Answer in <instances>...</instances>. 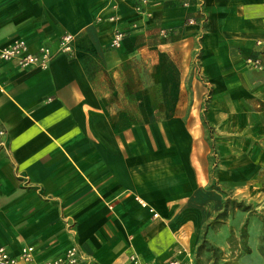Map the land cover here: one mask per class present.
Instances as JSON below:
<instances>
[{"label":"crops","instance_id":"crops-1","mask_svg":"<svg viewBox=\"0 0 264 264\" xmlns=\"http://www.w3.org/2000/svg\"><path fill=\"white\" fill-rule=\"evenodd\" d=\"M133 4L0 0L2 45L35 52L75 36L74 56L58 52L45 70L0 62V246L13 256L33 246L28 264L72 244L99 264L184 260L216 192L205 128L199 113L146 114L153 85L160 102L182 93L195 55L192 100L208 98L221 174L264 168V0H150L151 17ZM117 27L126 33L113 48ZM135 54L147 76H131Z\"/></svg>","mask_w":264,"mask_h":264},{"label":"rangeland","instance_id":"rangeland-1","mask_svg":"<svg viewBox=\"0 0 264 264\" xmlns=\"http://www.w3.org/2000/svg\"><path fill=\"white\" fill-rule=\"evenodd\" d=\"M198 55L194 57V70L187 72L185 76L183 91L180 95H168V100L160 102V95L153 94V113L146 114L152 119H158L165 114H172L176 111L185 113H199L202 126L205 128V139L209 144V165L211 173L210 188L214 189L215 196H210L208 202L210 209L205 214L201 223L195 227L194 231L185 239L182 253L184 260H179L176 256L168 259L165 264L179 262L180 264H264V258L259 251L261 237L264 226L262 213L264 211V168L255 171L252 166L243 165L242 170L236 171V180H230L227 174H221L220 158L221 154L213 140V130L207 125H203L207 108V97H202L203 101L192 100V75L198 73L200 65L197 62ZM133 63L131 76L135 78L147 76L148 71L144 70L143 56L133 55L129 60ZM137 93L142 91V87L136 84L131 87ZM178 94L179 87H174ZM178 97V100H175ZM137 106L142 105L138 101ZM178 104V106H176ZM162 108H159L160 106ZM165 107L168 113H159ZM136 114V120L139 115ZM212 140L210 141V139ZM240 152V151H239ZM228 178V179H227ZM235 199L249 205V211H241L237 208L232 209L225 204L226 200ZM207 198L202 197L201 202H206ZM246 224V227H245ZM181 249V248H180ZM249 249V250H248Z\"/></svg>","mask_w":264,"mask_h":264},{"label":"built area","instance_id":"built-area-1","mask_svg":"<svg viewBox=\"0 0 264 264\" xmlns=\"http://www.w3.org/2000/svg\"><path fill=\"white\" fill-rule=\"evenodd\" d=\"M125 1V0H122ZM150 0H133V7L139 14H144L147 17H151L152 13L146 7ZM99 21L101 18L98 19ZM107 21L111 24L119 22L117 15H110ZM126 30L122 28H115L113 37L110 41V46L113 48L120 47ZM166 29H161V35L166 36ZM62 53L68 57H73L75 54V36L71 33H64L55 49L50 46H41L37 51H30L27 43L24 40L16 39L10 44L2 45L0 43V62L9 63L14 62L22 69L36 68L45 70L49 67L52 59L56 53ZM254 67H260L257 60H248ZM1 91V89H0ZM5 135V131L0 130V145L3 144L2 138ZM156 216V215H154ZM33 246H27L22 248L18 256L9 254L4 246H0V264H28L33 261ZM131 260L134 264H146L138 260L134 255L131 256ZM36 264H99L90 256L86 255L77 244H72L66 249V251L59 257L42 261ZM170 264H180L179 262H172Z\"/></svg>","mask_w":264,"mask_h":264},{"label":"trees","instance_id":"trees-1","mask_svg":"<svg viewBox=\"0 0 264 264\" xmlns=\"http://www.w3.org/2000/svg\"><path fill=\"white\" fill-rule=\"evenodd\" d=\"M202 123H203V125H206V121L204 119H203ZM225 204L227 206L230 205V208H232V209L237 208V209H239L241 211H249L250 210L249 205H245L243 202H241V201L238 202L235 199L226 200ZM262 221H263V226H264V211L262 213ZM245 227H246V224H245ZM259 251H260L261 255L264 258V230H263V234H262V237H261V244L259 246Z\"/></svg>","mask_w":264,"mask_h":264}]
</instances>
